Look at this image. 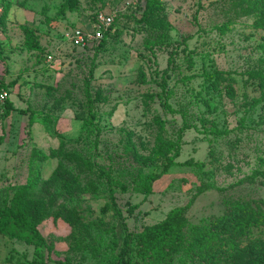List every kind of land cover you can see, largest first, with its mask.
Here are the masks:
<instances>
[{"label":"rangeland","instance_id":"rangeland-1","mask_svg":"<svg viewBox=\"0 0 264 264\" xmlns=\"http://www.w3.org/2000/svg\"><path fill=\"white\" fill-rule=\"evenodd\" d=\"M71 1L0 0V82L12 104L4 117L0 101V207L26 208L44 255L69 264L117 263L125 231L110 187L132 232L176 207L187 232L237 203L264 213V101L253 105L264 96V0H153L149 12L147 0ZM102 10L114 21L101 40L74 45L71 32L93 29ZM183 124L180 163L137 192ZM224 230L170 264H244L264 248V220ZM38 260L0 233V264Z\"/></svg>","mask_w":264,"mask_h":264},{"label":"trees","instance_id":"trees-1","mask_svg":"<svg viewBox=\"0 0 264 264\" xmlns=\"http://www.w3.org/2000/svg\"><path fill=\"white\" fill-rule=\"evenodd\" d=\"M257 3L260 0H255ZM76 0H72L70 9H73ZM153 0H147L146 8L144 12L154 10L155 4ZM97 13V12H96ZM94 16V20L96 17ZM223 29L222 26L218 27ZM105 31L103 32L104 35ZM101 40V39H99ZM100 44H103L100 43ZM209 75V73H206ZM221 71H215L212 73L214 77H219ZM193 75L183 76V79H191ZM90 79H86V95L88 99L89 107L92 106V98L89 90ZM0 88H6V85L0 82ZM264 101V96L253 99V105H256ZM3 116L7 117L10 113L12 104L6 98L4 101ZM164 106L171 111L167 102ZM191 128L189 124H183L178 130L177 144L174 147V152L165 159L162 169L157 173H152L149 177L140 178L137 181L135 190L144 194H148L152 191V184L163 173H165L170 166L178 164L176 158L179 156L180 141L183 137V132ZM209 133L220 136L227 133L226 129L211 128ZM2 137H0V142ZM185 164L191 163V160H185ZM264 175V172H259ZM110 198L113 206L116 208L119 218L122 220L124 226V236L122 238V246L117 255L116 264H131L130 250L132 243L135 246L134 255L140 260L141 264H170L173 254L185 249L193 254L194 257L199 256L204 250V245L209 243V240L215 236L218 238L223 237L224 228L232 226L233 228L240 229L244 221H262L264 220V213L259 212L256 208L250 207L246 203H237L231 206L226 213L222 214L217 220L204 221L201 226H190L187 229L186 220H179V215L182 207H176L170 210L167 215L151 224H145L141 230L137 232L130 231L125 224V217L122 214L120 207L116 204L114 199L113 190L110 187ZM137 204H132L128 207V212L136 208ZM225 231V230H224ZM0 233L4 236H8L17 240H21L28 245H32L35 248V255L40 257V260L33 261L31 264H46L49 261H53L56 264H69L63 258H53L51 256V250L47 249V256L44 255L43 248H46V241L41 232L38 229L37 224L29 215L26 208H18L12 204H6L0 207ZM244 264H264V248L259 246L258 249L252 251V255Z\"/></svg>","mask_w":264,"mask_h":264},{"label":"built area","instance_id":"built-area-1","mask_svg":"<svg viewBox=\"0 0 264 264\" xmlns=\"http://www.w3.org/2000/svg\"><path fill=\"white\" fill-rule=\"evenodd\" d=\"M114 21V14L98 11L93 24V29L90 31H83L79 28L74 29L71 32L70 40L74 45L83 46L86 43L97 39L99 40L103 36V32L108 29ZM7 97V92L0 88V101L3 102Z\"/></svg>","mask_w":264,"mask_h":264}]
</instances>
